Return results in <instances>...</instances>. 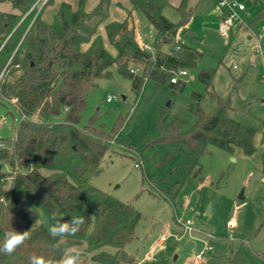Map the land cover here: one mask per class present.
I'll use <instances>...</instances> for the list:
<instances>
[{"label": "trees", "instance_id": "obj_1", "mask_svg": "<svg viewBox=\"0 0 264 264\" xmlns=\"http://www.w3.org/2000/svg\"><path fill=\"white\" fill-rule=\"evenodd\" d=\"M0 1H9L13 8L0 11V102L13 104L20 115L14 137L8 146H0V161L13 169L8 189L4 188L8 175L0 171V246L10 231H28V238L14 253H0V264H31L33 256L59 264L66 251L84 240L89 244L108 240L117 246L114 253L102 251L94 259L130 264L133 257L124 246L134 236L139 213L135 214L130 202L91 185L92 177L102 169L108 144L125 124L117 123L110 131L94 118L82 124V111L96 80L110 76L113 64L139 93L146 79L170 82L174 72L198 62L203 53L186 44L176 42L169 50L162 49L188 21L187 0L178 6V22L162 13L168 0H130L132 10H142L158 31L152 49L139 41L131 11L123 21L109 19L111 0H99L91 10L86 8L87 0H78L76 6L62 1L50 21L44 14L52 0H46L40 10L41 0ZM133 65L139 73L131 72ZM214 74L213 68H203L198 74L206 85L205 95L214 101L213 108L207 112L197 106L196 121L187 131L182 130L179 118L167 121L162 114L155 142L184 143L196 156L208 152L210 146L240 149L246 155L256 152L254 136L260 128L231 116L232 97L212 87ZM170 84L180 85L179 81ZM193 97L200 102L204 95L194 93ZM22 115L26 117L21 119ZM34 153L42 165L59 170L44 174L32 167ZM261 166L264 173V153ZM199 172L198 168L195 175ZM25 194L34 206L45 210L51 225L54 212L63 214L62 222L83 218L79 230L53 238L50 228L38 223L34 209L20 206Z\"/></svg>", "mask_w": 264, "mask_h": 264}, {"label": "rangeland", "instance_id": "obj_2", "mask_svg": "<svg viewBox=\"0 0 264 264\" xmlns=\"http://www.w3.org/2000/svg\"><path fill=\"white\" fill-rule=\"evenodd\" d=\"M45 1H40L39 10ZM58 1L52 0L45 10V19L53 16ZM218 1L188 0L187 4L193 7L185 26L188 30L179 31L170 43L162 46L168 50L177 42L203 53L194 66L185 68L186 78L176 74L179 86L146 79L137 93L130 78L120 74L113 64L111 75L98 78L97 85L88 93L82 124L94 118L106 131L117 123L125 124L115 141L108 144L102 169L92 177L91 185L118 200L130 202L135 214L139 213L134 236L124 246L133 257L130 264H188L190 258L206 247L202 264H264L261 156L259 159L256 153L250 156L240 149L228 151L216 146L196 156L184 143L154 141L160 135L158 123L162 114L167 121L179 118L182 130L187 131L196 121L197 106L207 112L213 108L214 101L205 95L206 85L198 76L207 67L215 69L212 87L219 94L232 97L231 116L253 127L263 126L264 87L260 79L264 70V0H235L245 6L241 12L245 23L237 27V34L230 27L228 37H221L214 26ZM87 2V5L93 3ZM122 5L124 9L117 10L116 0H111L110 17L123 20L131 11L139 41L146 37V42L153 43L157 31L143 11L132 10L129 0ZM12 10L9 1H0V11ZM162 13L173 22L179 20V11L171 3L164 5ZM250 38L259 42V52L255 53L256 61L250 65L247 61L243 66V60L238 62L244 52L240 50L245 49ZM86 47L87 44L82 46ZM132 68L138 69L135 65ZM194 93L204 95L200 102L193 97ZM108 94L113 96L111 101L106 99ZM19 122L20 115L13 104L0 102V146H8ZM260 133L258 130L254 136L257 145ZM31 166L44 174L59 170L57 166L42 165L37 153L32 155ZM198 168L200 172L196 176ZM0 171L8 175L4 180V188L8 189L13 169L0 161ZM174 188H177L176 196ZM20 206L34 209L38 223L51 227L45 210L34 206L27 194ZM181 217L191 220L192 230L178 223ZM161 236L164 242L160 243ZM73 249L80 252L79 264H104L93 256L102 251L114 253L117 246L108 240L98 244L84 240Z\"/></svg>", "mask_w": 264, "mask_h": 264}, {"label": "clouds", "instance_id": "obj_3", "mask_svg": "<svg viewBox=\"0 0 264 264\" xmlns=\"http://www.w3.org/2000/svg\"><path fill=\"white\" fill-rule=\"evenodd\" d=\"M63 214L54 212L51 219L55 221L49 229L50 235L53 238L65 237L67 235H74L83 223V218L72 217L70 221L62 222ZM28 238V231L18 232L15 230L10 231L3 245L0 246V253L11 255L15 250L20 247ZM80 254L74 250L66 251L59 264H79ZM31 264H56L53 260L45 261L42 257L33 256Z\"/></svg>", "mask_w": 264, "mask_h": 264}, {"label": "built area", "instance_id": "obj_4", "mask_svg": "<svg viewBox=\"0 0 264 264\" xmlns=\"http://www.w3.org/2000/svg\"><path fill=\"white\" fill-rule=\"evenodd\" d=\"M245 10V6L242 3H238L235 0H219L218 1V12L220 14V24H219V32L222 36L226 37L228 36V29L233 27H239L243 25L244 22V16L241 14L242 11ZM248 16V14H246ZM145 48L152 49L148 45H143ZM176 49H179V46L176 47ZM254 52H259V42L256 41L253 45ZM131 72L133 73H139L140 69L137 70L132 68ZM178 74L180 77L184 78L186 77L187 71L184 68L179 69L178 71L174 72V76L170 78V82L176 83L178 81ZM261 80L264 87V70L261 75ZM107 101H111L113 99V96L111 94L107 95ZM67 110V108H65ZM26 116L22 115L21 119H24ZM182 227H184L186 230H192V222L189 218H180L178 222ZM230 227H232V221L229 223ZM163 239V238H162ZM208 248H211L209 245ZM203 254L204 250L199 251L195 254V256L189 260L188 264H202L203 263Z\"/></svg>", "mask_w": 264, "mask_h": 264}, {"label": "crops", "instance_id": "obj_5", "mask_svg": "<svg viewBox=\"0 0 264 264\" xmlns=\"http://www.w3.org/2000/svg\"><path fill=\"white\" fill-rule=\"evenodd\" d=\"M62 1H66V2H69V3H71L72 5H74V6H76L77 5V3H78V0H59L58 1V5L62 2ZM91 1H93V3H91V5H87L88 4V2L86 3V8H87V10H91L98 2H99V0H91ZM124 1H127V0H116V2H117V5H118V7L119 8H117V10H120V11H122V9H124V7L122 8V3H124ZM174 3H173V2ZM188 1V0H187ZM200 1V0H199ZM90 2V1H89ZM129 2H130V4H131V1L129 0ZM181 2H182V0H168V3H171V4H173L176 8H177V10H178V6H180V4H181ZM167 3V4H168ZM76 4V5H75ZM187 4V3H186ZM217 4H218V2H217ZM58 5H56V7L54 8V10L56 11V9H57V7H58ZM196 5H197V3H196ZM131 9H132V4H131ZM53 10V11H54ZM116 10V11H117ZM163 10V9H162ZM186 10L189 12H191V15H190V17H189V19H188V21L191 19V16H192V13H193V7L191 6V5H189V4H187L186 5ZM55 11H54V13H55ZM179 11V10H178ZM216 11V10H215ZM53 13V14H54ZM121 13H123V12H121ZM124 14V13H123ZM216 16H217V20L216 21H214V26L218 29V31H219V24H220V14H219V12H217L216 11ZM128 17V14L125 16V18H127ZM44 18H45V15H44ZM51 18H52V16L50 15V17H48V18H46V20H51ZM122 18H124V17H122ZM124 18V19H125ZM110 20H116V19H113L112 17H110L109 18ZM123 19V20H124ZM181 19V14H180V12H179V20ZM123 20H118V21H123ZM178 20V21H179ZM177 21V22H178ZM188 21L186 22V24L188 23ZM186 24L183 26V28H181L179 31H187L188 30V28H186L185 26H186ZM249 25V24H248ZM231 27H233V26H231ZM239 28H237V27H233L232 28V31H233V33L234 34H237L238 33V30ZM137 30H138V28H137ZM198 30V32H199V29H197ZM157 31V30H156ZM101 33L102 34H104V32H103V28H102V30H101ZM191 36H193V37H197L198 35H194L193 33H190V32H188ZM196 33H197V31H196ZM219 34H220V32H219ZM177 35V34H176ZM220 36L221 37H224V36H222L221 34H220ZM226 37H228V36H226ZM144 38H146V37H141L140 38V42H141V44L142 45H144V44H146V45H148L149 47H151V48H153V45H154V43L158 40V31L156 32V38H155V40L153 41V43H148V42H146V40L144 39ZM147 39V38H146ZM254 43H255V41L253 40V38H250L249 39V41L247 42V43H245V49H241L240 51H244L242 54H241V56L239 57L240 59H239V61L238 62H240L241 60H243L241 63L243 64V66L244 65H246V63H247V61H249V65L252 63V62H254V61H256L257 60V56H256V54H255V52H254V49H253V45H254ZM247 48L249 49L248 50V52L246 53V51H247ZM170 49V48H169ZM168 49V50H169ZM165 51H167V50H165ZM249 67V66H248ZM208 68V67H207ZM248 70V69H247ZM184 78H186V77H184ZM261 80V79H260ZM261 84L263 85V83H262V80H261ZM264 94V93H263ZM221 95V94H220ZM223 96H225V95H223ZM227 96V95H226ZM263 102H264V99H263ZM261 132H262V134L260 133V137L258 136V138H257V141H258V145H259V148L257 149V147H258V145L256 144V142H255V139H254V144H255V146H256V155H257V157H259V156H261V154L262 153H264V123H263V126H262V128L261 129H259ZM260 142V143H259ZM254 153V154H255ZM251 156V155H250ZM259 159H260V157H259ZM259 167L262 169V166H261V159H260V165H259ZM182 218V217H181ZM170 231H167V235H170ZM207 235H209V233L207 232L206 233ZM163 238V239H162ZM159 242L161 243V242H164V236H161V238H160V240H159ZM207 249V247L205 248V249H203V250H206ZM202 251V250H201ZM198 253V252H197ZM194 257V256H193ZM192 257V258H193ZM192 258H190L189 260H191ZM189 260H188V262H189Z\"/></svg>", "mask_w": 264, "mask_h": 264}, {"label": "water", "instance_id": "obj_6", "mask_svg": "<svg viewBox=\"0 0 264 264\" xmlns=\"http://www.w3.org/2000/svg\"><path fill=\"white\" fill-rule=\"evenodd\" d=\"M149 55H152V53L149 52ZM174 55H177V53L175 52ZM241 197H242V194H241Z\"/></svg>", "mask_w": 264, "mask_h": 264}]
</instances>
